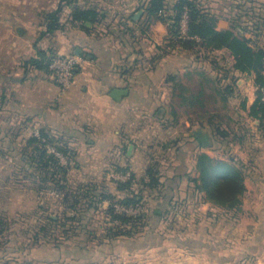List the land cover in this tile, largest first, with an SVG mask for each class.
Segmentation results:
<instances>
[{"label": "crops", "instance_id": "crops-1", "mask_svg": "<svg viewBox=\"0 0 264 264\" xmlns=\"http://www.w3.org/2000/svg\"><path fill=\"white\" fill-rule=\"evenodd\" d=\"M63 1L0 0V160L19 169L21 145L43 130L59 145L72 150V159L78 161L75 173L104 176L105 181V170L119 172L129 163L130 170L145 175L151 165H147L143 152V134L163 128V121L150 123V118L166 110L170 97L186 93L184 85L192 75L191 62L182 65L175 57L176 51L160 52L162 45L157 41L153 42L154 51L152 47L143 51L141 43L133 48L135 43L131 41L95 33L97 25L93 24L89 30L75 25L62 34L41 37L46 30L45 15L56 11ZM103 1L75 0V4L99 11L95 6ZM121 1L120 8L135 13L136 0ZM201 1L218 18L219 30L244 31L253 43V32L261 28L260 23L243 19L250 11L253 17H264V0ZM66 12L70 13L71 8ZM151 22L166 25L161 20ZM39 50L81 58L69 89L62 90L49 72L34 66L25 68L24 61L38 57ZM223 51L230 56L227 49ZM237 73L252 79L255 91L242 103V109L262 128L260 121L251 116L258 90L254 76ZM115 89H126L128 94L116 101L111 97ZM195 102L187 100L188 106ZM195 131L187 134L186 148L182 144L176 147L173 167H165L169 171H161V164L157 166L162 185L148 191L156 210L200 203L202 219L192 229H175L169 234L157 231L156 264H264V155L247 160L239 145L228 146L213 137L211 146L205 149ZM131 146L134 148L130 152ZM224 149L230 153H223V157L220 155ZM201 153L244 167L246 192L239 208L224 210L207 202L205 195L196 190L193 179L199 176L196 166ZM107 204L103 202V206ZM161 218L155 221L160 224Z\"/></svg>", "mask_w": 264, "mask_h": 264}, {"label": "rangeland", "instance_id": "rangeland-1", "mask_svg": "<svg viewBox=\"0 0 264 264\" xmlns=\"http://www.w3.org/2000/svg\"><path fill=\"white\" fill-rule=\"evenodd\" d=\"M136 1L137 10L132 15L130 10L120 8L123 5L121 0L116 4L111 0L97 3L95 7L99 9L101 20L95 26V33H105L124 42L131 41L133 45L135 43L133 48L141 43L143 51L148 47L154 51V43L160 42V52L169 54L176 51L175 57L181 64L191 62L189 67L192 69L186 86L183 84L186 93L170 97L171 104H166V110L150 118V123L163 121V128L143 134L147 165L157 167L161 164V171H169L165 167H173L176 147L182 144L184 146L181 147L186 148L187 134L191 135L198 129H204L211 139L213 137L228 146L239 145L247 160L264 155V128H259L258 123L242 109V103L255 91L252 79L232 69L226 51L212 52L200 45L184 49L178 44V38H169L168 24L165 25L168 30L165 26L150 25L151 21L145 15L149 0ZM141 10L143 14L138 20L135 19ZM243 21L260 23L261 28L253 32L255 38L251 44L264 48V17H253L250 11ZM65 22L68 23L67 20ZM70 26L68 23L67 29ZM188 99L196 100L195 105L188 106ZM180 101L185 103L180 105ZM25 145L26 142L21 148ZM223 153L228 155L230 152L224 149L219 155L226 156ZM256 161L259 163V159ZM76 163L78 161L74 159L63 163L69 168L68 191L39 193L25 172L13 168L16 165L5 159L0 160V221L8 223L5 232L0 234V264H156V246L159 244L157 231L163 230L169 234L175 229H192L202 219L204 210L200 203H189L179 209L159 208L160 213L157 214L153 206L155 202H152L146 185L149 177L143 171L135 173L130 170L132 166L129 163L122 169L128 168L133 179L124 182L117 180V175H122L123 171L105 170L108 181H102L104 176L75 173ZM13 171H17L14 176ZM126 182H131V185L120 188ZM103 194L115 197L116 201L137 197L139 203L134 206L140 211L133 217L141 216L140 220L129 224L113 221L107 212L109 200H106V207L99 202ZM85 195L93 196L96 209L84 210L91 199L88 200ZM67 198L69 201H66ZM49 215L58 218L59 223L48 222ZM76 216L82 218L83 230H77L79 223L70 220V217ZM159 217H162L160 224L155 221ZM143 220L148 221V225ZM43 227L46 229L42 230Z\"/></svg>", "mask_w": 264, "mask_h": 264}, {"label": "trees", "instance_id": "trees-1", "mask_svg": "<svg viewBox=\"0 0 264 264\" xmlns=\"http://www.w3.org/2000/svg\"><path fill=\"white\" fill-rule=\"evenodd\" d=\"M69 8H71V12H68L69 14L65 13L66 9ZM145 11L148 20L156 19L168 24L169 38H178V44L184 49H191L199 45L212 52L227 49L230 52L229 59L232 62V69L236 72L254 76L258 90L257 99L251 108V116L259 120L261 127L264 128L263 47L256 48L253 46L251 39L245 37L244 31L219 30L217 26L218 18L206 8L201 0H174L173 2L171 0H149ZM169 11H171L170 14L165 15ZM186 12L189 16L188 28L185 37H182L181 21ZM66 20L71 26L79 25L89 30L87 23L96 25L101 20V14L94 8L77 6L75 0L63 1L56 11L45 15L46 30L42 32L41 37L66 31L68 24L65 22ZM172 43L174 42L172 41ZM53 54L39 50L38 57L24 61V66L25 68L34 66L37 69L50 72L49 64ZM49 146L54 147L67 161L70 162L73 158L71 149L59 145L54 138L42 130L38 136L34 135L28 139L24 148H22L19 170L25 172L27 177L33 181L37 192L60 191L64 193V191H68L69 168L63 165L57 155L49 152ZM196 167L199 176L193 179V182L196 190L205 195L207 202L227 211L241 206L242 197L246 192V174L243 166L233 161L217 160L206 153H201L197 158ZM119 171L126 172L128 168ZM147 175L149 177V181L146 183L147 188L159 189L162 183L157 167L150 166L147 169ZM129 184L131 185V182L121 184L120 188L130 186ZM84 197L88 200L91 198L84 210L92 211L97 208L93 196L85 195ZM106 200L110 202L107 212L113 221L129 224L140 220L141 216H126L117 213L115 210L116 203L128 206L137 205L139 203L137 197L116 201L115 197L103 194L99 202ZM66 201H69V199L67 198ZM76 201L78 204V199ZM47 220L52 224L59 223V219L51 215L47 217ZM70 220L79 223L77 230L85 228L82 218L76 216L70 217ZM143 222L148 225V221L143 220ZM0 226L2 227L1 234L5 232V226H8V223L0 221ZM45 229L46 227L42 228V230Z\"/></svg>", "mask_w": 264, "mask_h": 264}, {"label": "built area", "instance_id": "built-area-1", "mask_svg": "<svg viewBox=\"0 0 264 264\" xmlns=\"http://www.w3.org/2000/svg\"><path fill=\"white\" fill-rule=\"evenodd\" d=\"M188 13L186 12L183 15L181 21V33L186 35L187 28H188ZM81 58L77 55H61L54 53L51 55L50 60V74L53 77L54 81L62 88V90H67L72 85V82L75 77V73L80 65ZM49 152L54 153L59 157L62 163H67L66 158L59 153L54 147L49 146ZM122 175H117V180L124 182V181H131L132 174L129 171L121 173ZM115 210L119 214H123L126 216H135L139 209H136L133 205H123L120 203L115 204Z\"/></svg>", "mask_w": 264, "mask_h": 264}, {"label": "water", "instance_id": "water-1", "mask_svg": "<svg viewBox=\"0 0 264 264\" xmlns=\"http://www.w3.org/2000/svg\"><path fill=\"white\" fill-rule=\"evenodd\" d=\"M143 10L137 13L135 16V19H139L141 15L143 14ZM88 26H91V23H87ZM128 94V91L126 89H115L111 93V97L115 99L116 101H121L122 98ZM195 136L203 143V146L205 148H209L211 146V136L210 134L205 131L204 129H198L194 132ZM134 146H131L130 152L133 150Z\"/></svg>", "mask_w": 264, "mask_h": 264}]
</instances>
